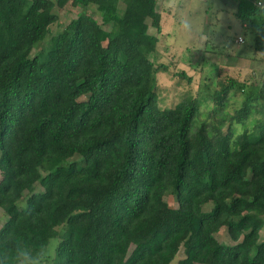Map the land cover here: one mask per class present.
<instances>
[{
    "label": "trees",
    "instance_id": "1",
    "mask_svg": "<svg viewBox=\"0 0 264 264\" xmlns=\"http://www.w3.org/2000/svg\"><path fill=\"white\" fill-rule=\"evenodd\" d=\"M236 2L264 53L257 0ZM158 3L0 0V229L58 238L56 264H264V115L221 139L217 121L193 127L198 98L158 106L156 72L192 78L151 59ZM68 4L81 12L36 51Z\"/></svg>",
    "mask_w": 264,
    "mask_h": 264
},
{
    "label": "rangeland",
    "instance_id": "2",
    "mask_svg": "<svg viewBox=\"0 0 264 264\" xmlns=\"http://www.w3.org/2000/svg\"><path fill=\"white\" fill-rule=\"evenodd\" d=\"M158 5L162 16V31L158 34L159 43L157 50L151 54V59L155 64L177 62L178 65L171 67V70L174 68L185 71L187 76L192 77L190 81L186 78H175L171 71L156 72L158 106L172 108L186 97H196L199 107L193 122L194 128L202 122L217 121L221 139L229 130L234 137L244 129L257 133V119L264 115V53L255 51L254 34L241 24L230 1L210 0L209 15L205 20V31L209 39L203 44H189L176 36L172 18L161 9L160 2ZM54 12L58 14L59 22L51 26V35L37 45L38 52L46 48L51 36L75 18L81 8L68 4L64 10L55 8ZM88 13L101 21L100 13L95 7H90ZM106 28L115 32L121 30L115 22L108 24ZM155 31L150 27L151 33ZM239 38L243 41L240 42ZM242 63L245 64L241 65ZM232 79L236 82L229 85L226 95V91L218 90V84L231 83ZM253 94L255 97L250 104L252 113L249 118L233 119L235 111L242 108L247 97ZM217 102L226 104L224 110L214 111L219 106ZM77 158L79 156L75 159ZM2 177L3 173L0 171V181ZM41 189L37 185L36 190ZM166 201L171 207H176L173 195H167ZM22 204L25 205V202ZM7 219L8 215L0 208V228ZM216 237L219 241H231L225 228ZM58 242V238H52L49 245L56 247Z\"/></svg>",
    "mask_w": 264,
    "mask_h": 264
},
{
    "label": "clouds",
    "instance_id": "3",
    "mask_svg": "<svg viewBox=\"0 0 264 264\" xmlns=\"http://www.w3.org/2000/svg\"><path fill=\"white\" fill-rule=\"evenodd\" d=\"M209 4L210 0H160L161 9L174 22V34L189 44L209 39L205 31ZM255 19L264 25V0H257ZM57 248L46 241L29 242L25 234L13 229H0V264H56Z\"/></svg>",
    "mask_w": 264,
    "mask_h": 264
},
{
    "label": "crops",
    "instance_id": "4",
    "mask_svg": "<svg viewBox=\"0 0 264 264\" xmlns=\"http://www.w3.org/2000/svg\"><path fill=\"white\" fill-rule=\"evenodd\" d=\"M230 1V3H231V5L233 6V8L235 9V7H236V4H237V2H236V0H229ZM160 2V1H159ZM159 4V3H158ZM159 6V5H158ZM243 64H245V63H242L241 65H243ZM240 65V64H239ZM240 65V66H241Z\"/></svg>",
    "mask_w": 264,
    "mask_h": 264
},
{
    "label": "built area",
    "instance_id": "5",
    "mask_svg": "<svg viewBox=\"0 0 264 264\" xmlns=\"http://www.w3.org/2000/svg\"><path fill=\"white\" fill-rule=\"evenodd\" d=\"M239 41H240V42H242V41H243V39H242V38H239Z\"/></svg>",
    "mask_w": 264,
    "mask_h": 264
}]
</instances>
